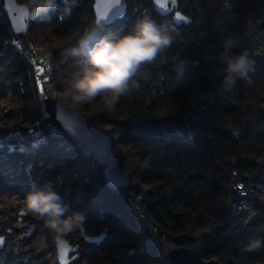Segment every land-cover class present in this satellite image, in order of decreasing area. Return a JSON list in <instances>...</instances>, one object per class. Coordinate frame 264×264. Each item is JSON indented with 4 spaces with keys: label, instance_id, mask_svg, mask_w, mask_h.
Returning <instances> with one entry per match:
<instances>
[{
    "label": "trees",
    "instance_id": "1",
    "mask_svg": "<svg viewBox=\"0 0 264 264\" xmlns=\"http://www.w3.org/2000/svg\"><path fill=\"white\" fill-rule=\"evenodd\" d=\"M124 2L123 17L102 25L112 38L128 33L138 17L148 16L170 26L173 43L154 65L145 66L151 79L141 81L138 91L112 109L99 98L84 105L66 100L62 93L78 71L74 60L63 55L72 43L43 45L48 33L65 37L92 24V0H79L71 15H58V8L44 18H29L21 38L12 33L0 5V55L9 60L12 91L21 107V118L0 128V187L25 197L33 186H50L67 205L66 217L80 214L97 235L105 232L100 242H88L91 253L110 237L119 242L122 249L112 264H168L167 251L192 246L199 233H204V260L264 264V244L245 250L252 240L264 242V205L255 206L257 219L248 232L239 216L226 214L233 175L263 172L258 162L264 159V70L251 55L243 13L235 9L230 15L219 0H177L179 11L191 20L177 26L170 15L156 13L151 0ZM226 38L237 42L234 54L247 52L253 62L249 79L237 78L229 91L222 88L220 60ZM42 47L47 62H41L40 78L60 99L84 111L88 124L108 133L113 154L129 178L125 191L110 189L101 167L55 137L44 122V98L33 64ZM181 61L186 65L182 78L175 71ZM232 131L237 139L230 136ZM39 144L49 149L29 172L26 155ZM34 225L42 222L35 220ZM45 244L53 248L50 237ZM2 262L27 264L0 249Z\"/></svg>",
    "mask_w": 264,
    "mask_h": 264
},
{
    "label": "clouds",
    "instance_id": "2",
    "mask_svg": "<svg viewBox=\"0 0 264 264\" xmlns=\"http://www.w3.org/2000/svg\"><path fill=\"white\" fill-rule=\"evenodd\" d=\"M79 0H23L19 5L27 11L30 19H41L59 8L58 15H71ZM172 29L167 23H157L148 16L138 17L128 33L112 38L110 29L96 23L74 33V40L63 55L74 60L78 71L73 73L71 84L62 95L77 105L90 104L98 98L106 108L112 109L122 97L129 96L141 88V81H149L151 74L145 66L154 65L157 57L166 52L173 43ZM236 41H222L220 60L224 64L222 88L229 91L236 79H249L253 62L247 52L234 54ZM183 61L175 71L182 78L185 70ZM27 192L24 209L27 214L41 221L43 228L54 237L66 233L84 234L85 218L80 214L66 217L67 205L50 186ZM43 245V240L38 241ZM264 244L252 240L246 251H255Z\"/></svg>",
    "mask_w": 264,
    "mask_h": 264
},
{
    "label": "water",
    "instance_id": "3",
    "mask_svg": "<svg viewBox=\"0 0 264 264\" xmlns=\"http://www.w3.org/2000/svg\"><path fill=\"white\" fill-rule=\"evenodd\" d=\"M156 13L162 16L170 15L174 25H188L191 20L178 9L177 0H151ZM12 33L24 37L27 31L29 17L27 11L20 7L17 0H0ZM126 11L124 0H92L93 23L109 25L116 19L122 18ZM43 120L52 134L75 146L81 153L97 163L103 170L105 180L110 189L125 191L129 184L128 175L123 171L112 151V139L107 132L87 123L84 116L74 107L68 105L58 97L47 96L42 100ZM230 136L237 139V133L232 131ZM24 227L26 233L20 236L27 237L34 229V223L23 226L10 227L7 232L13 233ZM105 236L102 232L87 237L89 243H98ZM2 238V237H0ZM196 242L190 247H174L167 251L168 264H220L215 259H203L204 233L196 235ZM3 242V238H2ZM2 243H0V248ZM52 247L56 254L57 264H68L78 257L79 245H73L61 236L52 240Z\"/></svg>",
    "mask_w": 264,
    "mask_h": 264
},
{
    "label": "rangeland",
    "instance_id": "4",
    "mask_svg": "<svg viewBox=\"0 0 264 264\" xmlns=\"http://www.w3.org/2000/svg\"><path fill=\"white\" fill-rule=\"evenodd\" d=\"M75 32L65 35V37L48 33V35H46L47 38L44 37L43 39V45L49 47L50 43H72ZM45 48L46 47L40 48L41 50H39L38 54L33 58V64L36 67L35 74L38 78L39 89L41 91L40 97L45 98L53 94L54 97L59 98L53 87L48 86L47 80L45 78H40V70H42L41 62H47ZM8 61L9 60H7L3 54L0 55V128L5 124H9L21 118V107L17 104V100L12 91ZM70 106L73 107V105ZM81 114H84V111H81ZM48 149V145L39 144L28 152L26 158L29 163V172H33L36 169L37 158L42 156ZM24 198L25 197H22L9 186L3 185L0 187V237L3 238L2 247L0 249H2L3 253L12 252L16 254L17 257L24 260L27 264H51L56 262L54 249L45 244L46 237H50L53 240L56 236L54 237L44 229L42 225H34V229L27 237L20 238L21 235L26 233L24 227L13 233L7 232L10 227L23 226L35 222L36 219L33 216L23 211ZM95 235H97V233L92 231L86 224L84 225L83 235L78 231L61 235V237L69 241V243L73 245L79 244L78 257L68 264H112L111 258H116L122 247L115 238L110 237L106 239L101 249L97 250L96 253H91V245L85 241V239L87 236L90 237ZM41 240H43V245L38 242ZM0 264H5V262Z\"/></svg>",
    "mask_w": 264,
    "mask_h": 264
},
{
    "label": "built area",
    "instance_id": "5",
    "mask_svg": "<svg viewBox=\"0 0 264 264\" xmlns=\"http://www.w3.org/2000/svg\"><path fill=\"white\" fill-rule=\"evenodd\" d=\"M230 15L238 9L244 15L243 25L250 52L264 70V0H219ZM263 172L256 175L235 174L228 187L226 214L239 216L244 231H250L257 219L256 205H264V159L258 162Z\"/></svg>",
    "mask_w": 264,
    "mask_h": 264
},
{
    "label": "snow or ice",
    "instance_id": "6",
    "mask_svg": "<svg viewBox=\"0 0 264 264\" xmlns=\"http://www.w3.org/2000/svg\"><path fill=\"white\" fill-rule=\"evenodd\" d=\"M40 71H42V70H40ZM0 243H2V238H0Z\"/></svg>",
    "mask_w": 264,
    "mask_h": 264
}]
</instances>
